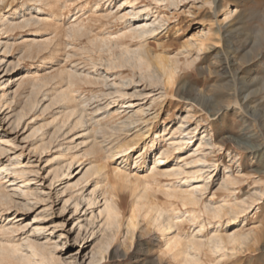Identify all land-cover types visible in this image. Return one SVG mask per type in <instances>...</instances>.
<instances>
[{
  "label": "bare ground",
  "instance_id": "bare-ground-1",
  "mask_svg": "<svg viewBox=\"0 0 264 264\" xmlns=\"http://www.w3.org/2000/svg\"><path fill=\"white\" fill-rule=\"evenodd\" d=\"M8 1L0 0V5L7 6ZM29 1L34 2V6L30 8L23 6L13 10L11 8L13 5L9 4L8 7L13 11L7 14L0 13L1 31L9 33L17 29H32L34 32L33 29H40L42 25L44 27L46 22L36 18V12L43 11V7L49 6L57 9V12L53 13L57 19L54 20L53 29L49 32L51 37L42 39L34 32L33 35L23 37L20 42L7 39L3 43L4 53H10L17 46L20 53L18 63L24 58L40 59L42 65L50 71L41 73L37 69L31 75L21 77L16 82V88L11 91L12 85L8 87L11 77L2 82L0 109L3 107L12 109V113L6 118L9 119V125L17 127L25 123L31 113L35 114L34 126L31 125L33 128L26 138L31 140V151L40 156L57 148V155L47 159L48 162L52 161L48 172L51 175V185L68 179L63 192L69 191L70 197L65 203L73 200L75 211H78L82 201H85L86 210L92 209L90 219L93 222L99 220L98 230L92 231L91 234L100 233V246L88 264H101L106 259V254L120 239L124 227L127 230L128 240L135 238L139 228L147 232L158 231L165 240L161 255L163 258L169 257L174 264H215L226 256H237L241 252L250 250V242L258 245L263 237V228L247 231L243 229L244 224L231 233L222 230L224 219L228 224L236 222L258 200V197L254 195H251L249 199H240L237 195V190H241V184L249 177L245 178L244 174H240L241 171L235 174L230 166L224 167L223 176L216 189L217 192L226 193L221 201H204L208 184L191 182L185 177L180 178L178 182H169L160 186V176L180 177L192 172L193 174L202 172L204 168L190 171L187 167H190L188 166L190 164L199 163L207 165L205 151L217 145L212 137L202 134L194 145L196 148L190 150L189 156L194 160L188 161L187 158H183L181 161L185 164L177 162L172 165L171 171H162L156 165L165 162L174 151L183 150L192 139L190 135L193 132V130L189 132L183 129L182 123L172 128L166 125L163 135L170 134L165 141L168 146L161 148L162 152L153 160L149 172L146 174L132 172L126 164L123 166L121 164L129 160L132 152L141 142H145L150 132L148 123L140 127L141 123L149 122L151 119L145 118L146 109L143 106L138 107L134 114L128 115L136 107L135 102L131 100L134 96L144 97L150 94L137 90L136 75L139 74L141 80L148 86L163 85L165 91L173 95L178 90V87L176 88L180 78L178 69H186L195 61V59L190 60L188 56L182 61L180 56L185 53L184 51L170 55L167 52L154 54L148 49L149 39L157 35L159 28L157 25L160 23L159 13L153 17H149V14L144 15L146 8L134 7L133 0H120V9L115 14L112 10L98 13L101 2L99 0L95 3L91 17L88 19L75 17L76 19L70 22L69 27L64 29L60 18L62 10L67 7L68 0ZM155 1H166L171 5H177L179 2V0ZM220 1L214 0L216 8L219 7ZM127 5H131L128 11ZM237 11H239L238 7H227L223 19L216 21L217 28L215 27L214 31L210 28L189 45L203 50L210 42L219 43L223 40L226 44L225 48L230 52L237 51L238 47L234 39L241 29L236 23L239 21L233 18ZM240 17V14L237 15V18L240 19ZM110 18L124 23L123 32L118 34V32L104 30L103 33L92 34L96 21L102 19L107 21ZM62 36L69 40H63ZM83 38L87 39L84 45ZM250 45L252 49H264L262 28L254 36ZM62 51L66 61L80 56L83 66L79 67L78 63H74L75 61L64 65L58 58L62 55ZM3 61L4 58L0 63ZM16 63L10 61L6 71H12ZM100 66H104L105 69ZM126 68L130 70L129 74L124 73ZM239 80L243 88H246L249 83L252 84L246 77H241ZM133 88L135 90L130 92L129 89ZM263 91L264 84L249 93L244 91V97L241 100L242 111L253 118L258 128V132L255 130V143L243 144V149L256 153L257 161L251 168V173L255 177L253 182L263 184L260 190L262 195H264V110L262 115L258 114L255 107L248 105L247 100L250 94ZM161 96L162 94L157 98ZM155 101L156 98H152V102ZM114 103H117V108H114L115 106L111 108ZM237 103L239 102L236 101ZM149 115L155 118L157 113L155 111ZM25 127H30L29 122ZM144 128L145 131H143ZM132 130L134 132L130 134ZM156 141V139L152 140L153 147ZM10 142L11 140L0 136V158L6 152V146ZM118 158H122L120 164L110 166V162L115 163ZM144 158V153L138 151L135 165H139ZM24 162L17 161L23 164L20 167L15 164L0 163V220L6 215L5 213L18 207L17 198L26 202L24 207L28 211L33 210L36 204L43 201V198L32 188L31 179L27 177L28 172L34 171L26 169ZM29 163L28 161L26 165ZM76 169L78 170L74 177L80 176L76 180H71ZM213 176L211 175L210 178ZM17 179L20 181L15 182ZM183 179L185 184L180 183ZM186 183L189 184L186 185ZM11 186L15 188L10 189ZM17 187L20 193L16 192ZM87 191L88 193L85 194ZM125 191L130 197L127 208L124 204ZM159 193L165 196L164 203ZM177 205L189 208L181 211ZM38 216L35 215L33 219H40L41 217ZM21 219L24 218L12 213L0 221V264H38V261L42 264H59L60 256L57 255V250L60 244L49 235H45V240L39 236L46 231L47 225L38 224L31 234L18 237L17 233L28 227V223L23 225L19 222ZM142 222L146 223L145 227H141ZM184 222L197 225L198 230L182 232ZM208 225L212 226V233L204 237L205 235L202 236V234ZM83 228L88 229V226L81 222L79 230ZM224 248L229 252H226ZM215 252L218 254L212 258L210 254L214 255Z\"/></svg>",
  "mask_w": 264,
  "mask_h": 264
},
{
  "label": "rangeland",
  "instance_id": "rangeland-1",
  "mask_svg": "<svg viewBox=\"0 0 264 264\" xmlns=\"http://www.w3.org/2000/svg\"><path fill=\"white\" fill-rule=\"evenodd\" d=\"M97 1L99 0H68L67 7L62 10V17L60 18V21L64 24V29L69 27L70 22L75 17L85 19L91 17L92 10L95 9V3ZM119 1L101 0L98 13L106 10H112L113 14L117 13L120 9ZM133 2L135 4L134 7L146 8L143 13L144 15L149 14V17H153L159 13L160 23L157 25L159 27L157 35L148 41V49L152 53L167 52L170 55H174L179 51H184L185 53L180 56L182 61H184L186 56L190 60L195 59V61L192 65L186 67V69H178L180 80L178 79V84L176 85L178 90L173 95L165 91L163 85L148 86L145 81L141 80L139 74L136 75L137 83L135 87L137 90L150 94L144 97L134 96L131 100L135 102L136 107L131 111L128 110V112L130 111L128 115L134 114L138 107L143 106L146 109L145 118L151 119L149 122L141 123L140 127H144L148 123L150 132L147 134L149 136L145 142H141L132 152L129 160L121 163L122 166L126 164V167L128 169L130 168L129 170L140 174L149 172L153 160L160 156L162 152L161 148L168 146L165 141L166 138H169L170 134L163 135L164 127L166 125H170L169 128L178 127L182 123L184 126L183 129L189 130V132L193 130L190 135L192 139L183 150L174 151L168 156L165 162L158 163L156 166L160 170L171 171L173 169L172 165L177 162L185 164L184 161H181L183 158H187L188 161L194 160L189 156L190 150L196 148L194 145L202 137V134L212 137V140L217 145L215 148H209L205 151L208 159L207 165L199 163L190 164L188 165L190 167H187V170L189 169L190 171L204 168L202 172H198L197 174H193L192 172L180 177L160 176V186L169 182H178L180 178L185 177L191 182L208 184L204 201H221L226 193L223 191L217 192L216 189L223 176L224 167L228 165L235 174L241 171L242 173L240 174H244L245 178L249 176L247 178L248 180H245L241 184V190H237L239 198L249 199L251 195H254L258 197V200L236 222L228 224L225 222L226 219H224L222 230L226 233H231L244 224L243 229L247 231L254 228L264 229V195L260 193L263 184L253 182L255 177L251 173V168L257 161L255 157L256 153L247 152L243 149V144L255 143L258 128L253 118L245 114L242 111L243 108H241V100L244 97V93H249L256 87H261L264 84V49H252L250 45L259 30L262 28L264 31V0H221L218 8L215 7L214 0H179L177 5H171L166 1L155 0H133ZM9 4L13 5L11 7L13 10L23 6L29 8L34 6V2L29 0H9ZM8 5H0V13L7 14L13 11ZM126 7L128 8L127 11L131 9V5H127ZM227 7H238L239 10L235 15L236 17H233L239 21L236 23L239 29L241 28L236 39H234L238 50L230 52L225 48L226 44L223 40L219 43L210 42L203 50L189 45L190 42L196 40V37L208 32L210 28L211 31H214L217 28L215 26L217 25L216 21L223 19ZM43 8V11L36 12V18L43 19L46 24L44 27L42 25L40 29H33L42 39L51 37L49 32L52 31L54 20L57 19L53 15V13L57 12V9L49 6ZM239 14L241 15L240 19L237 18ZM124 26V23L115 18H110L107 21L102 19L94 23V31L92 34L103 33L104 30L105 32H118L119 34L123 32ZM34 32L32 29H17L13 32L3 33L0 27V61L4 58V61L0 63V92L2 90L1 83L9 77H11V82L8 84V87L12 85L10 88L11 91V89L16 88V82L21 77L31 75L37 69L41 73L50 71V69H46V66L42 65L40 59L24 58L18 63L20 53L17 46L10 53H4L5 46L3 43L7 39L20 42L23 37L33 35ZM62 38L65 41L69 40L65 36H62ZM86 42L87 39L83 38L82 44L84 45ZM242 43L245 44L242 45ZM61 54L58 58L64 65H69L71 61H75L74 63H78L79 67L83 66V61L80 56L73 57L72 60L67 59L66 61L63 51ZM10 61L17 63L12 71L7 72L6 67ZM62 63L59 65L61 66ZM100 67L105 69L104 66ZM124 73L129 74L130 70L126 68L124 69ZM239 77H246L249 81L251 80L252 84H248V89H246L247 87H242ZM134 90V88L129 89L130 92ZM161 94L162 96L157 98ZM152 98H156V101L152 102ZM262 98H264V91L258 94H250L247 100L248 105L255 107L257 113L260 115L263 114L264 110V100H260ZM236 101L239 103L236 104ZM111 106V108L114 106V108H117V103ZM188 110H190L189 113ZM155 111L157 115L153 118V115L149 114ZM10 113H12V109L6 107L0 109V136L11 140L6 146V152L0 158V163L15 164L20 167L23 164L17 163L18 160L25 161L26 163L29 161L30 163L28 165L24 162V167L34 172H28L27 177L31 179L30 183L32 188L43 198V201L36 204L33 210L28 211L24 207V203L26 202L21 198H17L19 210L17 207L5 214L10 215L16 213V215L24 218L19 221L20 223L23 225L28 223V227L17 233L18 237L31 234V231L38 224L47 225L46 231L40 233L39 236L42 240H45V235H49L60 244V248L57 250V255L60 256L59 264H88L100 246V233L96 232L94 235L91 234L92 231L98 230L99 227L97 225L99 220L93 222L90 219L92 209L86 210L87 206H85V201H82L78 211H75L73 200L65 203L66 199L70 197L69 191L63 192L65 184L68 183V179L51 185V175L48 172L52 161L48 162L47 159L57 155V148H54L48 154L40 156L31 151V140L26 138L33 128L31 125L34 126L35 122L33 117H35V114L31 113L30 118L20 125V127H17L9 125V119L6 116ZM123 118L125 119L126 116ZM28 122L30 127H25ZM255 130L257 131L255 132ZM143 131H145V128ZM133 132L134 130L130 134ZM157 134H160V136H157ZM153 139L157 140L155 147L152 146ZM227 149L228 151L230 150L229 152L231 154ZM138 151H142L145 158L140 161L139 165H135ZM121 160L122 158H118L115 163H113L114 161L110 162V166L112 165L113 167L114 165L120 164ZM77 170L74 171L71 180H76L80 176L77 175L74 177L77 174ZM211 175L214 176L210 178ZM196 176H199V178H195ZM184 180L180 183L185 184ZM19 181L17 179L15 182ZM188 184L186 183V185ZM13 188L15 187H10V189ZM156 188L158 189V186ZM15 190L17 193H20L19 187ZM124 195V204L127 208L130 197L127 191L124 192ZM159 196L164 203L166 201L165 196L162 193H159ZM22 207L24 208L22 209ZM177 208L185 211L189 207L177 205ZM6 215L0 221H3ZM35 215H39L41 218L38 216L40 219L34 220L33 217ZM81 222L85 223L88 229L83 228L80 231L79 225ZM145 225L146 223L142 222L141 227H145ZM182 226V232L198 230V226L190 222H184ZM146 232L144 229L139 228L136 231L135 238L128 240L127 230L124 227L120 239L112 246L109 253L106 254V259L101 264H174L169 257L164 256L163 258L161 255V250L164 248V237L156 230ZM211 233L212 226L208 225L202 236L205 235L204 237H208ZM249 245L250 250L241 252L237 256H226L215 264H264V230L261 242L258 245H253L250 242ZM224 250L229 252L228 249L224 248ZM216 254L218 253L215 252L214 255L210 254V256L214 258ZM37 263L42 264L39 261Z\"/></svg>",
  "mask_w": 264,
  "mask_h": 264
}]
</instances>
